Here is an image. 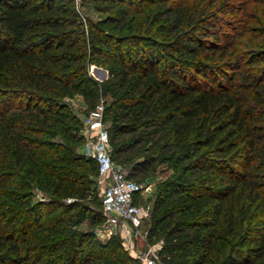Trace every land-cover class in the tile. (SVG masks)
<instances>
[{
	"label": "trees",
	"instance_id": "16d2710c",
	"mask_svg": "<svg viewBox=\"0 0 264 264\" xmlns=\"http://www.w3.org/2000/svg\"><path fill=\"white\" fill-rule=\"evenodd\" d=\"M104 1L94 22L75 0H0V264H142L80 228L105 217L77 96L84 116L104 101L129 178L173 171L163 264H264V0Z\"/></svg>",
	"mask_w": 264,
	"mask_h": 264
},
{
	"label": "built area",
	"instance_id": "2783aa9c",
	"mask_svg": "<svg viewBox=\"0 0 264 264\" xmlns=\"http://www.w3.org/2000/svg\"><path fill=\"white\" fill-rule=\"evenodd\" d=\"M104 113L105 103L101 102L85 116L86 142L82 147V153L93 158L99 168L97 183L103 190L105 222L98 235L105 240L119 237L125 250L142 264H163L157 246L149 244L145 251L139 250V240L144 237L143 228L151 210L140 202L143 186L129 178L124 168L113 160Z\"/></svg>",
	"mask_w": 264,
	"mask_h": 264
},
{
	"label": "rangeland",
	"instance_id": "374dc122",
	"mask_svg": "<svg viewBox=\"0 0 264 264\" xmlns=\"http://www.w3.org/2000/svg\"><path fill=\"white\" fill-rule=\"evenodd\" d=\"M230 2L235 3L236 5L241 4L240 0H230ZM76 8L80 12V14L86 19H91L94 22H99L105 19L108 16V9L110 8V5L104 1V0H75ZM234 15V14H233ZM228 17L229 19H232V16ZM238 16V15H234ZM230 22V21H229ZM230 32V29H229ZM94 67L102 69V71L93 70ZM90 75L98 82L103 83L106 80L109 79L110 74L109 70L106 67L103 66H97L95 64L90 66L89 69ZM67 103L69 104V107L72 109L73 112L78 114L80 117L83 118V123L85 116L84 114L89 110L88 106L84 102V99L81 96H77L73 99H67ZM101 102H104L103 100ZM100 102V103H101ZM108 125L109 122H108ZM83 135H85V128L81 131ZM82 152V148H81ZM156 171L147 177H143L142 174L139 172L137 173V176L131 177L134 181L141 184L144 188V193H142L140 196V202L144 205L148 206L151 210V216L150 219L146 222L144 228H143V236L139 240V250L145 251L148 247V245L157 246L159 250L162 249L164 245V237L166 235L165 231L163 229L156 231L155 235L153 236V229H154V219L158 216V213L160 214V208H159V198L160 194L158 193V186L161 182L165 181L167 178H169L173 171L169 168L168 164L166 163H156L155 167ZM94 182L92 184V194L87 197V199L84 201L87 206L95 211H101L102 212V200H103V190L100 188L98 183L96 182V179L93 178ZM41 197V194L39 195ZM81 229L84 230H93V232L96 234L97 238H100L101 240L105 241V238L102 237V235H98L100 230L104 229V223L102 225H95L93 224L92 220H87L85 223H83L80 226ZM149 231V233H147Z\"/></svg>",
	"mask_w": 264,
	"mask_h": 264
},
{
	"label": "water",
	"instance_id": "95a60500",
	"mask_svg": "<svg viewBox=\"0 0 264 264\" xmlns=\"http://www.w3.org/2000/svg\"><path fill=\"white\" fill-rule=\"evenodd\" d=\"M97 70H98V71H102V69H100V68H97Z\"/></svg>",
	"mask_w": 264,
	"mask_h": 264
}]
</instances>
